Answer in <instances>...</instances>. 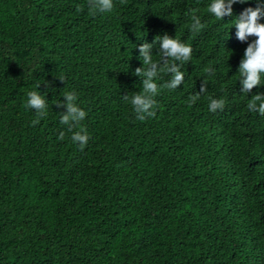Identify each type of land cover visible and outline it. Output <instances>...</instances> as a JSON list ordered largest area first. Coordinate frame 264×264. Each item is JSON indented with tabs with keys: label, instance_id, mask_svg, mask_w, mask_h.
<instances>
[{
	"label": "trees",
	"instance_id": "obj_1",
	"mask_svg": "<svg viewBox=\"0 0 264 264\" xmlns=\"http://www.w3.org/2000/svg\"><path fill=\"white\" fill-rule=\"evenodd\" d=\"M210 3L114 0L93 14L87 0H0V264H264V116L247 109L264 84L241 91L255 37L239 41L234 25L264 0L223 21ZM165 34L192 59L184 83L156 97V117L138 121L123 96L141 91L139 46ZM33 90L49 102L36 125ZM65 91L88 114L83 151L53 104ZM209 96L225 109L209 112Z\"/></svg>",
	"mask_w": 264,
	"mask_h": 264
},
{
	"label": "clouds",
	"instance_id": "obj_2",
	"mask_svg": "<svg viewBox=\"0 0 264 264\" xmlns=\"http://www.w3.org/2000/svg\"><path fill=\"white\" fill-rule=\"evenodd\" d=\"M246 2L247 0H211L207 11L223 21L226 16L233 15L234 4ZM121 3H124V0H121ZM87 6L93 14L106 13L113 10L114 0H87ZM190 18V31L194 34L201 32L205 25L199 16L193 12ZM262 18H264V6H258L246 8L234 21L237 29L236 37L239 41L247 42L249 37H255L251 43H248L238 68L241 91L247 95L257 86L264 84V23L260 22ZM155 44L159 45V59L154 60L152 50ZM193 51V46L183 41L178 35L173 38L168 34L162 37L156 36L154 44L145 42L139 46L143 67L136 68L134 75L142 78L141 91L123 96L124 101L131 105L136 120L145 121L156 117L159 108L156 97L163 89L176 90L184 83L185 73L181 70L182 65L191 61ZM204 71L211 75L214 69L208 67ZM162 74L171 75V80L158 83L162 80ZM59 79L64 81L63 78ZM208 83L209 81L204 79L200 92L189 96L190 105H194L200 100L201 95L208 91ZM40 86L41 84H37L36 88L40 89ZM27 95L28 99L24 106L26 109L35 110L36 118L32 124L36 125L47 118L49 102L46 94H41L39 90L30 91ZM63 97L66 103L61 101L53 103L62 108L66 107L65 112L59 113L60 123L68 126V131L72 132L71 141L83 151L91 138L87 128L81 124L88 114L77 103L78 94L75 91H65ZM208 101L207 107L211 113L222 112L226 107L224 98L209 96ZM247 109L249 112L264 116V94L253 95L248 100ZM74 129L79 130L74 131ZM64 138L62 132L58 139L64 140Z\"/></svg>",
	"mask_w": 264,
	"mask_h": 264
}]
</instances>
